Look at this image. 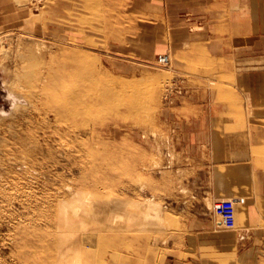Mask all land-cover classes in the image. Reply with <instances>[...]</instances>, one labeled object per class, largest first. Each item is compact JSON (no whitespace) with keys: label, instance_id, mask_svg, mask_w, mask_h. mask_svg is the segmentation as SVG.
Instances as JSON below:
<instances>
[{"label":"rangeland","instance_id":"rangeland-1","mask_svg":"<svg viewBox=\"0 0 264 264\" xmlns=\"http://www.w3.org/2000/svg\"><path fill=\"white\" fill-rule=\"evenodd\" d=\"M224 2L0 0V264H23L25 242L45 230L41 215L76 181L85 203L115 204L109 227L129 237L102 244L95 264H167L195 219L189 212L214 213L216 201L201 199L207 162L192 147L264 146L255 135L264 119L254 126L245 99L228 90L236 77L225 47L235 42L224 25L245 7ZM37 48L78 55L83 98L107 93L111 105L42 125L12 93L17 67Z\"/></svg>","mask_w":264,"mask_h":264},{"label":"crops","instance_id":"crops-1","mask_svg":"<svg viewBox=\"0 0 264 264\" xmlns=\"http://www.w3.org/2000/svg\"><path fill=\"white\" fill-rule=\"evenodd\" d=\"M177 1L180 8L229 5L226 0ZM233 3L230 6H244L245 12L240 17L236 8L228 11L227 15L234 16L235 20L228 18L224 25L230 43L235 42L225 47V55H231L229 68L236 77L228 90L245 99L250 117L259 120L254 126L260 127V120L264 119V0H234ZM257 129L255 135L264 137V130ZM192 148L203 154L207 162L209 188L201 199L234 200L237 217L220 225L223 222L211 210L201 212L202 215L191 210L189 216L195 219L178 245L172 247V259L167 264H264V146Z\"/></svg>","mask_w":264,"mask_h":264},{"label":"bare ground","instance_id":"bare-ground-1","mask_svg":"<svg viewBox=\"0 0 264 264\" xmlns=\"http://www.w3.org/2000/svg\"><path fill=\"white\" fill-rule=\"evenodd\" d=\"M37 51L28 52L25 61L28 60L29 65H16L17 82L12 93L28 102L30 111L38 113L42 125L49 124V116L61 123L68 117L79 116L87 109L111 105V97L107 93L93 91L88 93L87 99L83 98L77 67L72 64L77 61L78 55L64 49L61 54L42 51V48H37ZM21 60L24 63L23 56ZM76 182L72 187L61 190V194L54 197L53 202L48 205L49 209L41 215L45 230L32 236L30 244L25 242L26 248L23 247L21 252L23 264H95L96 255L101 254L98 249L102 244L127 241L129 238L127 232H120L124 228L109 227V209L112 212L115 204L110 205L104 196L99 197L102 203L98 206L85 203L82 199L83 191L79 187L80 182ZM112 200L114 199L111 197ZM100 214L104 215L106 225L103 220L96 222L87 219V216ZM236 217L235 210L232 220H236ZM86 245L89 246L88 249ZM33 246L40 250H31Z\"/></svg>","mask_w":264,"mask_h":264},{"label":"built area","instance_id":"built-area-1","mask_svg":"<svg viewBox=\"0 0 264 264\" xmlns=\"http://www.w3.org/2000/svg\"><path fill=\"white\" fill-rule=\"evenodd\" d=\"M158 62L166 64L169 62V57L166 55H160ZM213 211L216 215L224 219H231L235 215V202L230 199H223L216 201L213 205Z\"/></svg>","mask_w":264,"mask_h":264}]
</instances>
